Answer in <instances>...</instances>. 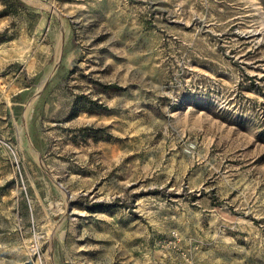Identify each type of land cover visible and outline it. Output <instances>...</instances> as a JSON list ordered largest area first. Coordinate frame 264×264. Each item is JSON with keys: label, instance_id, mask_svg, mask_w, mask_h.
<instances>
[{"label": "rangeland", "instance_id": "obj_1", "mask_svg": "<svg viewBox=\"0 0 264 264\" xmlns=\"http://www.w3.org/2000/svg\"><path fill=\"white\" fill-rule=\"evenodd\" d=\"M24 1L0 61L47 78L43 163L0 264H264V0Z\"/></svg>", "mask_w": 264, "mask_h": 264}, {"label": "crops", "instance_id": "obj_2", "mask_svg": "<svg viewBox=\"0 0 264 264\" xmlns=\"http://www.w3.org/2000/svg\"><path fill=\"white\" fill-rule=\"evenodd\" d=\"M25 72L12 68L6 70L4 62L0 61V134L14 146L15 155L5 151L0 154V190L9 178H16L14 156L21 161L26 176L42 170L43 153L36 147L34 132L36 123L40 120L38 106L44 98V86L47 78L33 82L29 78L35 74L36 62L33 55L26 59ZM52 98L50 104H58ZM64 105V107H63ZM61 103L59 111L69 112L68 98ZM13 181H8L11 184ZM31 190V189H30ZM33 191V188H32ZM31 199L24 198L26 208L32 212V206L38 205L33 193ZM33 202V203H31Z\"/></svg>", "mask_w": 264, "mask_h": 264}, {"label": "trees", "instance_id": "obj_3", "mask_svg": "<svg viewBox=\"0 0 264 264\" xmlns=\"http://www.w3.org/2000/svg\"><path fill=\"white\" fill-rule=\"evenodd\" d=\"M28 8V4L24 0H0V19L10 16H20ZM6 32L7 28L0 31V41L5 40L4 35Z\"/></svg>", "mask_w": 264, "mask_h": 264}, {"label": "built area", "instance_id": "obj_4", "mask_svg": "<svg viewBox=\"0 0 264 264\" xmlns=\"http://www.w3.org/2000/svg\"><path fill=\"white\" fill-rule=\"evenodd\" d=\"M5 151H8L12 153L13 155H15V149H14L13 144L8 139H6L0 134V154L4 153ZM14 159H15L16 164L18 165V160L15 156H14Z\"/></svg>", "mask_w": 264, "mask_h": 264}]
</instances>
